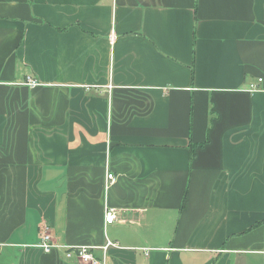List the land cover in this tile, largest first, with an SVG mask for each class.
I'll use <instances>...</instances> for the list:
<instances>
[{"label":"crops","instance_id":"0c3cea01","mask_svg":"<svg viewBox=\"0 0 264 264\" xmlns=\"http://www.w3.org/2000/svg\"><path fill=\"white\" fill-rule=\"evenodd\" d=\"M45 227L99 264H264V0H0V264H80Z\"/></svg>","mask_w":264,"mask_h":264},{"label":"built area","instance_id":"2783aa9c","mask_svg":"<svg viewBox=\"0 0 264 264\" xmlns=\"http://www.w3.org/2000/svg\"><path fill=\"white\" fill-rule=\"evenodd\" d=\"M261 81L262 80H260V82ZM25 85H28L29 87H34L38 85V83L34 79L27 77L25 81ZM255 89L256 87L252 86L251 90L255 91ZM114 181H115V176L111 173H108L106 176L105 188L107 189ZM103 221H104V226H109L116 223L118 221V215L116 210L105 207L103 214ZM109 246L115 247L116 245L107 242L105 249ZM35 248H38L45 253H49L55 249L65 250L64 254L67 260H75L77 263L80 264H99L98 261L94 259L92 253L90 252V250L92 249L90 247L61 246L54 243L48 227L43 228L40 242L37 245H35Z\"/></svg>","mask_w":264,"mask_h":264}]
</instances>
